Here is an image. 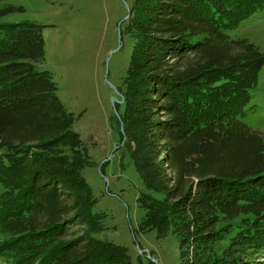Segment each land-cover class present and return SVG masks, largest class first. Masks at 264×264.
<instances>
[{
    "label": "trees",
    "instance_id": "obj_1",
    "mask_svg": "<svg viewBox=\"0 0 264 264\" xmlns=\"http://www.w3.org/2000/svg\"><path fill=\"white\" fill-rule=\"evenodd\" d=\"M16 11L0 10V20ZM263 11L264 0H134L129 9L120 143L143 184L139 231L179 237L183 264H258L264 254L255 96L264 52L229 36ZM43 29L0 23V262L132 264L128 249L96 237L106 216L83 176L93 162L53 75L36 68Z\"/></svg>",
    "mask_w": 264,
    "mask_h": 264
},
{
    "label": "rangeland",
    "instance_id": "obj_2",
    "mask_svg": "<svg viewBox=\"0 0 264 264\" xmlns=\"http://www.w3.org/2000/svg\"><path fill=\"white\" fill-rule=\"evenodd\" d=\"M133 1L6 0L0 3V10L24 11H16L0 23L44 28L46 60L36 68L53 75L59 97L75 116L74 129L93 162L83 176L97 200L95 212L106 216V230L96 237L128 249L132 264H183L179 237L170 233L160 239L156 230L139 231L145 216L138 203L143 184L120 143L117 119L123 109L117 111L116 106L123 99L117 90L123 86L135 43L126 32ZM229 36L246 39L264 52V11ZM255 96L264 108V68ZM258 264H264V254Z\"/></svg>",
    "mask_w": 264,
    "mask_h": 264
},
{
    "label": "water",
    "instance_id": "obj_3",
    "mask_svg": "<svg viewBox=\"0 0 264 264\" xmlns=\"http://www.w3.org/2000/svg\"><path fill=\"white\" fill-rule=\"evenodd\" d=\"M129 16H130V12H129V9H128V17H127V19L129 18ZM117 93L119 94L118 90H117ZM122 103H124V100L122 101ZM113 106L115 107V101H114ZM122 131H123V129H122Z\"/></svg>",
    "mask_w": 264,
    "mask_h": 264
}]
</instances>
